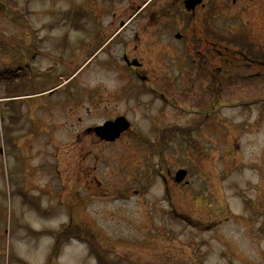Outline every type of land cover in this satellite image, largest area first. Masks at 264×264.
Returning a JSON list of instances; mask_svg holds the SVG:
<instances>
[{"label": "rangeland", "instance_id": "rangeland-1", "mask_svg": "<svg viewBox=\"0 0 264 264\" xmlns=\"http://www.w3.org/2000/svg\"><path fill=\"white\" fill-rule=\"evenodd\" d=\"M140 1L11 0L7 17L1 14L0 264H47L52 254L50 264H99L90 247L115 264H264V91H258L264 89V76L259 81L238 77L230 95L221 93L219 107L209 80L201 77L204 67L179 62L152 71L155 94L169 100L165 128L175 129L179 138L168 143L169 162L156 167L158 178L148 192L114 187L121 180L129 184L135 161L130 153H143L128 145V135L99 146L80 142L67 128L58 131L57 120H77L51 110L68 101L76 110L70 114L87 117L81 128L124 115L133 117L136 130H149L144 104L151 99L143 82L124 73L130 62L120 64L123 48L116 47L126 31L115 40L103 29L127 23ZM145 23L146 16L139 15L128 25L138 29L140 51L152 30L143 33ZM37 25L75 29L26 31ZM261 25L254 23L257 33L264 31ZM126 39L127 33L129 47ZM50 88L55 89L40 94ZM85 88L96 90L82 107L75 95ZM210 111L215 117L225 113L233 124L209 127L214 139L202 124L194 144L192 119L202 120ZM93 146L99 160L79 156ZM181 168L188 170L190 186L170 184L166 194L169 169L175 174ZM82 173L87 179L81 182ZM86 181L87 192L80 188ZM98 181L102 190L91 187Z\"/></svg>", "mask_w": 264, "mask_h": 264}, {"label": "flooded vegetation", "instance_id": "flooded-vegetation-1", "mask_svg": "<svg viewBox=\"0 0 264 264\" xmlns=\"http://www.w3.org/2000/svg\"><path fill=\"white\" fill-rule=\"evenodd\" d=\"M7 1L8 0H0V16L2 13H5V17H7ZM131 9L133 12L136 11L128 19L127 23L121 21V24L119 23L117 27L113 24L108 26L103 25V29L105 32H112V35L115 36V40L126 31L124 39L120 41L116 47L121 44L123 48L122 60H120L122 66L132 61L137 63L135 66L127 64L129 71L124 73L132 75L133 79H138L143 82L144 91L151 99L150 102L146 100V104H144L147 108L146 123L149 130H146V132L136 130L135 122L133 117H131V119L128 118L129 128L126 132L124 131L117 139L107 140L97 133L96 128L108 121L115 120L119 116L111 115L102 122L103 124H92L81 128L80 125L83 123L86 116H84V113L78 115V112L77 114H70L71 111L76 112V110L72 108L73 105L71 106L69 101L61 102L57 104L58 106L55 105L51 108L54 112L56 110H61L68 118H70V115L77 116L75 123L69 120L59 121L55 119L59 122L58 131L67 128L70 133H74L78 136L76 139L80 140V142L85 141L88 143V140H90L93 145H113L128 135V145L133 149L143 151L140 155H137L135 152L134 155L130 153L135 161L130 165L131 170H129L131 171V177L129 184H125V181L122 182L123 180H121L118 186H114L116 188L120 187V192L127 193L139 191L148 192L150 190L154 183L153 181H155V178H158V175L155 174L156 167L162 162L169 160L168 143L179 138L175 133V129L172 127L165 128L166 118H168L165 102L169 100L166 99L167 96L163 94H155L157 90L151 85L152 77L150 74L152 71L159 69L161 66L168 67L172 66L170 64L175 65L179 62L188 65L192 64L195 69L204 67L201 71V77L209 80L210 92L215 93L214 105L219 107H223L222 104H224L221 93L226 92L230 95L231 90L237 86L238 77H247L246 80L255 79L259 81L264 76V31L259 30L261 33H257L254 29V23H261V28H264V0H200L196 5L193 0H141L139 3L135 2V5H133ZM174 14L175 18H172ZM139 15H145L147 18V23L140 26L141 31L146 33L148 30L152 29L150 40H143L144 51L139 50L141 43L139 42L140 36L137 34L139 33L138 29L128 30L129 28H136L134 25H128ZM169 22L172 24H169ZM72 27L73 26L69 25H62V27L37 25L34 27L33 31H26L33 33L49 32L52 28V31L58 30L66 32V30ZM69 31L71 30L69 29ZM129 32H133V35L130 37L128 36ZM126 33V42L129 47H126L124 43ZM166 36L169 38V41L165 40ZM105 45L106 42L103 43V46ZM114 49L115 47L111 53L112 60L114 59ZM143 53L146 54V57L136 56ZM37 59L38 57H36L33 63H35ZM146 64L155 65L156 67L146 70ZM165 70V75L167 76L168 69ZM248 70L251 71L250 74L247 73ZM157 75L162 76V72H157ZM54 89L55 88H50L40 94ZM95 90L96 89L85 88L79 90V94L75 95V97L79 96L81 98V102L83 103L81 105L82 107L85 106L88 95L92 94ZM258 91L261 92L264 91V89L261 88ZM35 95L37 96L39 94ZM152 101H154V104H151ZM155 104H157L159 108L153 111L152 108ZM69 106L70 108L66 110ZM173 106L176 107V105ZM210 113L213 115L212 111H210ZM210 113L205 114L202 120L196 116L192 119L194 128V137L192 141L194 144L199 140V132L200 127L203 126L202 124H206L212 139L215 138V130L210 131L209 127L217 128L222 126L224 129H228L226 123H230L229 121L231 120H229L230 118L227 117L225 113L219 112V116L215 117L213 115V118H211ZM175 115L177 114L175 113ZM177 118L180 119L181 116H176V119ZM170 120L174 121V119ZM231 122L230 124H233V121ZM167 130H170L169 134ZM226 135L227 134H225V138L227 139L230 135ZM234 140L235 139L231 140L230 137V146H232V144L234 145ZM95 147L98 146H93L92 150L83 148V152H80L79 156H82L84 160H99L101 155L93 151L96 149ZM235 147L237 149L240 148L239 145H235ZM137 156L139 157L137 158ZM126 166L129 167L128 165ZM168 173L169 181L163 183V186L165 185L166 194H168L167 187H169L170 184L174 185L176 189H181L185 185H189L179 183L173 184L176 173L174 174L170 169ZM139 175L143 176V179L140 178ZM84 179L87 178L82 173L81 182ZM141 181L144 184H142ZM110 185L111 182L105 186ZM88 187L89 184L87 181L80 186V188L86 192L89 190ZM91 187L102 190L104 185H102L101 181H98L96 185L93 184ZM49 188L53 190L54 187ZM166 194V199H168V195ZM175 214H177L176 209Z\"/></svg>", "mask_w": 264, "mask_h": 264}, {"label": "water", "instance_id": "water-1", "mask_svg": "<svg viewBox=\"0 0 264 264\" xmlns=\"http://www.w3.org/2000/svg\"><path fill=\"white\" fill-rule=\"evenodd\" d=\"M200 0H193V2L198 3ZM136 62L130 63V65H136ZM129 127L127 119L120 117L115 121L107 122L104 125L97 127V133L104 139L114 140L120 136V134ZM187 176V171L181 169L176 174V181L181 183Z\"/></svg>", "mask_w": 264, "mask_h": 264}, {"label": "trees", "instance_id": "trees-1", "mask_svg": "<svg viewBox=\"0 0 264 264\" xmlns=\"http://www.w3.org/2000/svg\"><path fill=\"white\" fill-rule=\"evenodd\" d=\"M9 72H11V71H9ZM65 232V230L60 234V236L58 237V249H59V245H61V242H63V241H60V238L62 239V237H61V235L63 234ZM67 232V231H66ZM54 235H55V233H54ZM57 240V239H56ZM63 240V239H62ZM55 247H56V245H55ZM53 252H55V250L53 251ZM90 254L91 255H93V256H95V258L97 259V261H98V263L99 264H115L114 262H109V261H107L106 259H104V257L103 256H100L99 254H97V253H94V249H92L91 247H90ZM52 258H53V254H52V256H50V260H49V262L47 263V264H50V262H51V260H52Z\"/></svg>", "mask_w": 264, "mask_h": 264}]
</instances>
